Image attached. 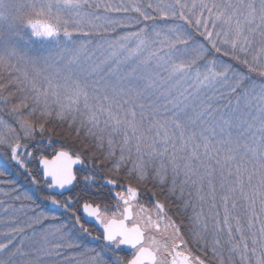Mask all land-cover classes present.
Listing matches in <instances>:
<instances>
[{
  "label": "snow or ice",
  "instance_id": "1",
  "mask_svg": "<svg viewBox=\"0 0 264 264\" xmlns=\"http://www.w3.org/2000/svg\"><path fill=\"white\" fill-rule=\"evenodd\" d=\"M0 264H264V0H0Z\"/></svg>",
  "mask_w": 264,
  "mask_h": 264
},
{
  "label": "trees",
  "instance_id": "2",
  "mask_svg": "<svg viewBox=\"0 0 264 264\" xmlns=\"http://www.w3.org/2000/svg\"><path fill=\"white\" fill-rule=\"evenodd\" d=\"M33 167H35V163H33Z\"/></svg>",
  "mask_w": 264,
  "mask_h": 264
}]
</instances>
